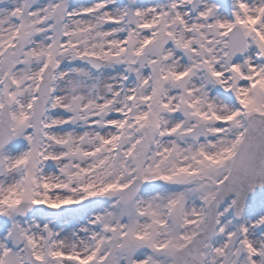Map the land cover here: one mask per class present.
Here are the masks:
<instances>
[{
    "label": "snow or ice",
    "instance_id": "1",
    "mask_svg": "<svg viewBox=\"0 0 264 264\" xmlns=\"http://www.w3.org/2000/svg\"><path fill=\"white\" fill-rule=\"evenodd\" d=\"M0 264H264V0H0Z\"/></svg>",
    "mask_w": 264,
    "mask_h": 264
},
{
    "label": "rangeland",
    "instance_id": "2",
    "mask_svg": "<svg viewBox=\"0 0 264 264\" xmlns=\"http://www.w3.org/2000/svg\"><path fill=\"white\" fill-rule=\"evenodd\" d=\"M78 3H83V4H89V3H92L94 2V0H77ZM143 2L145 3H151L152 0H143ZM71 230V229H69Z\"/></svg>",
    "mask_w": 264,
    "mask_h": 264
}]
</instances>
